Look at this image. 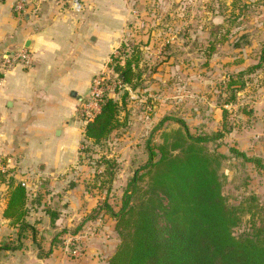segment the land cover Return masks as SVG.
Here are the masks:
<instances>
[{
  "label": "rangeland",
  "instance_id": "1",
  "mask_svg": "<svg viewBox=\"0 0 264 264\" xmlns=\"http://www.w3.org/2000/svg\"><path fill=\"white\" fill-rule=\"evenodd\" d=\"M145 2L143 9L133 7L134 21L128 26L133 35L103 71L114 80L113 59L122 50H138L140 78L133 80L135 89L127 85L132 94L115 88L109 95L119 102L118 129L95 143L84 139L83 128L79 157L84 155L86 162L80 165L85 169L77 174L73 169L65 186L76 202L58 196V210L75 206V223L58 227L54 206L45 208L46 221L38 216L42 209L33 208V228L20 239L9 223L0 264H14V252L21 253L23 263L36 264L53 248L70 257L65 250L68 238H75L81 257L89 252L90 260L108 264L120 238L107 208L120 210L123 193L138 170L144 175L140 189L148 188L146 171H140L149 159L147 147L157 160V148L184 141L185 132L197 138L225 131L222 138L201 145L218 157L228 206L242 209L233 235L246 231L251 219H264V0ZM108 167L111 176L105 174Z\"/></svg>",
  "mask_w": 264,
  "mask_h": 264
},
{
  "label": "crops",
  "instance_id": "2",
  "mask_svg": "<svg viewBox=\"0 0 264 264\" xmlns=\"http://www.w3.org/2000/svg\"><path fill=\"white\" fill-rule=\"evenodd\" d=\"M14 1H0V65L22 49L31 61L0 74V246L6 242L9 221L3 212L13 184L26 185L29 224L34 223L29 211L41 208L38 216L46 221L45 208L51 205L57 211L56 226L75 223L73 204L57 207L59 195L68 203L76 202L65 186L73 169L75 174L85 169L80 165L85 157H79L84 132L79 107L92 78L107 68L115 50L133 35L128 27L134 21L133 7L143 9L146 3L80 0L73 8L68 0H28L26 11L15 14ZM88 253L72 259L53 248L36 264H103L90 260ZM20 255L14 252V264H25Z\"/></svg>",
  "mask_w": 264,
  "mask_h": 264
},
{
  "label": "trees",
  "instance_id": "3",
  "mask_svg": "<svg viewBox=\"0 0 264 264\" xmlns=\"http://www.w3.org/2000/svg\"><path fill=\"white\" fill-rule=\"evenodd\" d=\"M138 56L137 49H130L113 59L117 78L132 89L137 85L133 80L140 78ZM263 58L264 48L261 62ZM119 113V102L108 97L85 128L84 139L95 143L107 139L118 129ZM224 133L195 138L185 132L184 141L159 146L157 160L156 152L147 147L149 159L140 171H146L148 188L145 192L140 189L144 175L138 170L123 193L120 210L113 213L107 208L116 220L120 238L108 264H264V219H251L246 231L233 235L242 209L228 206L217 171L218 157L201 145L222 138ZM105 174L113 173L108 167ZM25 188L21 183L10 185L3 212L19 239L33 228L26 220Z\"/></svg>",
  "mask_w": 264,
  "mask_h": 264
},
{
  "label": "built area",
  "instance_id": "4",
  "mask_svg": "<svg viewBox=\"0 0 264 264\" xmlns=\"http://www.w3.org/2000/svg\"><path fill=\"white\" fill-rule=\"evenodd\" d=\"M73 8H78L80 5V0H68ZM28 0H15L12 5V11L15 14H23L26 11ZM118 54V49L113 53V57ZM31 61V56L26 49L20 50L13 56L6 57L2 60L0 65V74L4 75L6 71L16 65H28ZM112 62V57L109 60V64ZM115 88L123 89L128 92L129 95L132 94L130 88L122 83L119 78L111 80L108 73L102 72L94 76L91 80V87L88 96L82 102L79 107V120L82 127L85 129L89 123L100 113L105 100L109 97L110 93L114 91ZM131 98V96H128ZM147 113L152 112V107L147 106ZM26 186L25 183H21ZM75 238H68L66 241L65 250L69 252L70 257L80 258L81 252L79 247H75Z\"/></svg>",
  "mask_w": 264,
  "mask_h": 264
},
{
  "label": "water",
  "instance_id": "5",
  "mask_svg": "<svg viewBox=\"0 0 264 264\" xmlns=\"http://www.w3.org/2000/svg\"><path fill=\"white\" fill-rule=\"evenodd\" d=\"M0 1H4V0H0Z\"/></svg>",
  "mask_w": 264,
  "mask_h": 264
}]
</instances>
